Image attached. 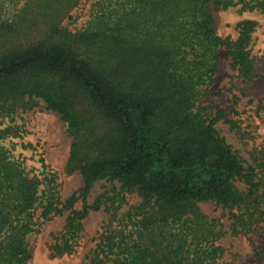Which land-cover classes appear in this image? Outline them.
<instances>
[{
  "label": "trees",
  "instance_id": "trees-1",
  "mask_svg": "<svg viewBox=\"0 0 264 264\" xmlns=\"http://www.w3.org/2000/svg\"><path fill=\"white\" fill-rule=\"evenodd\" d=\"M80 1L28 0L17 18L0 19V111L41 97L72 134L81 132L88 150L74 200L85 199L104 178L143 196L138 207L145 227H112L90 264H229L216 244L221 231L197 203L248 212L255 201L264 218V176L257 177L216 118L196 103L219 70L223 46L244 73L254 66L257 21L245 19L239 37L229 40L216 29V10H264V0H96L87 24H65ZM257 165L264 170V157ZM239 180L248 191L239 189ZM40 185L0 146V264L32 257L27 234L36 224ZM50 194L43 214L55 208ZM86 213L74 211L67 239L76 238ZM234 216L239 222L243 214Z\"/></svg>",
  "mask_w": 264,
  "mask_h": 264
},
{
  "label": "rangeland",
  "instance_id": "rangeland-1",
  "mask_svg": "<svg viewBox=\"0 0 264 264\" xmlns=\"http://www.w3.org/2000/svg\"><path fill=\"white\" fill-rule=\"evenodd\" d=\"M27 1L5 0L0 4V19L17 18ZM95 1L81 0L64 23L79 27L87 24ZM239 7L216 10V29L223 38L235 40L245 19L256 20L250 44L254 66L244 73L233 64L231 48L223 46L219 70L214 80L203 85L196 106L206 117L216 118V127L260 177L264 176L263 168L257 165L264 157V10L241 11ZM6 108L0 111V146L10 151L30 175L41 180L36 224L27 234L32 257L26 264H90L102 236L111 233L112 227H145L138 207L143 196L139 190L124 188L118 181L98 180L85 199L74 200L81 195L84 184L81 168L88 144L82 142L80 131L72 134L68 123L41 97H26ZM236 183L240 190H249L243 181ZM50 193L55 194L49 198L55 208L50 207L43 214ZM254 203L251 202L248 212L246 208L231 209L215 201L197 203L212 229L221 231L216 244L223 247L222 260L226 263L264 264V218L254 211ZM83 210L87 213L80 218L82 228L76 232V238L67 239L64 234L74 211ZM240 212L243 216L237 222L234 213ZM190 225L196 224L190 221ZM138 235L139 232L134 233L135 237Z\"/></svg>",
  "mask_w": 264,
  "mask_h": 264
}]
</instances>
